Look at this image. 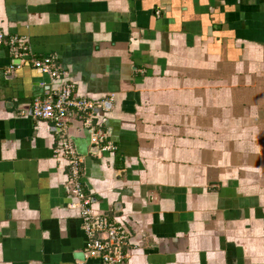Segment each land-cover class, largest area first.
Wrapping results in <instances>:
<instances>
[{"label": "crops", "instance_id": "1", "mask_svg": "<svg viewBox=\"0 0 264 264\" xmlns=\"http://www.w3.org/2000/svg\"><path fill=\"white\" fill-rule=\"evenodd\" d=\"M0 30L54 56L74 96H111L99 153L67 135L93 210L130 232L123 264H264V0H0ZM5 37V38H6ZM0 46V264H102L52 122L60 87Z\"/></svg>", "mask_w": 264, "mask_h": 264}, {"label": "built area", "instance_id": "2", "mask_svg": "<svg viewBox=\"0 0 264 264\" xmlns=\"http://www.w3.org/2000/svg\"><path fill=\"white\" fill-rule=\"evenodd\" d=\"M0 30V46H5L17 64L9 65L5 72L9 74L24 65L48 76L51 80L60 81V87L46 98H36L31 104L28 116L32 120L52 122L64 135L54 154L61 156L69 167V181L74 202L72 209L79 210L81 229L86 238L85 256L96 259L102 264H123L128 257L130 232L125 224L110 220L96 213L82 190L80 183L81 158L67 135L70 112L82 117L83 127L89 131L90 144L99 153H113L116 147L108 141V133L100 126L99 114L108 111L113 101L111 96L101 99L80 98L74 96V84L66 79V74L56 65L54 56L37 57L32 54L24 38L6 37Z\"/></svg>", "mask_w": 264, "mask_h": 264}]
</instances>
